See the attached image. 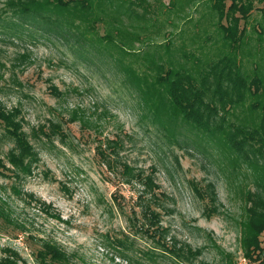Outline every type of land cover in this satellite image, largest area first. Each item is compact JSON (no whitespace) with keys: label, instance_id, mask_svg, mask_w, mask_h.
<instances>
[{"label":"rangeland","instance_id":"obj_1","mask_svg":"<svg viewBox=\"0 0 264 264\" xmlns=\"http://www.w3.org/2000/svg\"><path fill=\"white\" fill-rule=\"evenodd\" d=\"M4 1L0 0V8ZM150 2L156 6V0ZM171 2L174 0H162L164 7L158 4L160 10H155L160 22L167 18L166 23L169 20L171 25L165 23L167 29L160 34L143 32L144 36H152V45L150 49L137 45L136 49L140 53L154 51L170 41L167 47L171 54L187 68L191 62L184 61L183 53H192L201 61L209 58L204 65L222 57L223 53L218 52L222 46L221 33L214 24L216 16L209 25L201 19L208 16L207 0H177L173 9L175 12L183 3L178 8L180 13L167 12ZM261 7L254 0L251 17L240 25L244 28L242 41L236 50H225L234 54L243 73H255L262 84L257 97L248 96L227 116L226 122L236 126L251 120L257 122L263 115ZM166 33L170 35L166 37ZM37 38L31 41L25 34L0 33V101L7 108L21 106L24 129L30 136L32 129L47 127L50 122L61 124L65 136L60 139L55 135L50 141L30 137L39 154L33 174L20 181L0 178V188L7 187L6 192L0 193L10 200L16 217L27 230L19 239H13L9 231L0 227V250L11 248L19 253L22 264H35L32 252L40 243L23 241L32 236L58 244L73 256L72 264H135L121 257L115 245L111 246L110 241L118 239L133 247L130 251L120 247V251L146 264H185L158 256L143 260L140 252L149 251L152 242L138 230L144 223L146 203L153 199L138 182L125 183L122 179L121 164H128L143 171L144 177L152 178L156 199L150 206L159 212L157 223L165 230L168 245L189 248L194 254L193 264H259L244 257L241 243L242 199L238 188L256 190L251 169L246 167L247 177L239 171L232 173L213 140H199L193 145L196 138L190 133L177 135V141H167L165 131L144 117L146 109L123 86L125 77L114 62L107 64L108 58L96 56L88 62L53 36ZM24 51L29 60L19 63L15 58ZM164 52L165 48L157 51L165 61ZM50 86L63 95L54 96ZM254 103L262 106L251 112ZM74 111L84 114L89 123L71 121ZM108 142L118 144L109 148ZM7 149L8 144L0 141L1 156ZM257 164L264 174V160ZM13 183L20 196L12 193ZM208 183L216 195L215 205H210L216 213L210 216L204 210L208 200L201 199L193 190L196 186L204 192Z\"/></svg>","mask_w":264,"mask_h":264},{"label":"trees","instance_id":"obj_2","mask_svg":"<svg viewBox=\"0 0 264 264\" xmlns=\"http://www.w3.org/2000/svg\"><path fill=\"white\" fill-rule=\"evenodd\" d=\"M161 1L156 0L155 6L150 0H5L0 8V33L10 36L25 34L31 41L37 40V35L43 39L53 36L68 45L73 54L88 62L96 56L108 58L107 64L114 62L125 77L123 86L129 88V92L139 99L141 107L146 109L144 117L150 118L153 124L165 131L167 141H177V135L188 136L190 133L196 138L192 140L193 145L199 140H213L223 153L225 165L232 168V173L239 171L247 177L246 167L251 169L256 190L238 188L242 199L239 215L242 218L241 243L245 258L264 264V174L257 164L259 160H264V105L254 103L250 107L251 112H256L262 106L263 115L257 122L246 121L241 126L226 122L231 110L241 106L248 96L257 97L262 86L255 73L252 76L243 73L234 54L225 52L226 48L236 50L242 41L244 28L240 25L246 24L251 17L254 0H207L208 16L201 19L208 21L209 25L211 18L216 16L214 24L221 33L222 46L218 52L223 55L204 65L209 58L201 61L192 53H183L184 61L191 62L190 68L178 63L171 54L167 47L170 41L158 45L154 51L140 53V49H136L137 45L146 49L152 45V36H144L143 32L160 34L167 29V18L160 22L155 11L159 9L158 4L164 7ZM176 1L167 4L170 5L167 12H174ZM258 1L262 5L260 27L264 29V0ZM182 5L180 3L174 13H180L178 8ZM170 23L168 20L167 26ZM101 26L104 27L103 33ZM262 29L257 33L259 36L263 33ZM169 35L165 34L166 37ZM132 48L135 50H130ZM161 48H165V61L163 55L157 53ZM15 60L19 63L28 61L27 52L18 54ZM50 90L56 97L63 95L55 86H50ZM70 120H80L82 125L89 123L84 114L78 115L76 111L72 112ZM24 124L21 106L7 108L0 101V141L8 144L7 151L0 155V178L20 181L33 174L39 154L30 137L37 141L41 137L50 141L55 135L60 139L65 136L59 123L50 122L47 127L32 129L31 136L25 131ZM117 144L108 142L107 147ZM105 161L109 164L107 159ZM120 173L125 183L138 182L153 199L146 203L144 223L138 230L152 242L149 251L140 252L145 257L143 260L158 256L193 264L195 258L189 248L176 249L174 244L166 242L165 230L157 223L159 212L150 206L156 199L152 178L144 177L143 171L135 170L128 164H121ZM10 189L13 194L21 195L15 183ZM1 190L6 192L7 187L2 186ZM193 190L201 199L208 200L204 208L206 215L216 213L210 208L216 200L212 184L208 183L204 192L196 186ZM28 197L32 199L31 195ZM44 211L51 215L47 209ZM0 227L9 231L13 239H19L27 231L24 223L16 217L10 200L2 193ZM28 239L40 243L32 252L35 264H72L73 256L55 242L26 236L24 243ZM110 244L115 245L114 249L128 262L146 264L119 250L123 247L125 251H130L133 248L131 244L118 239L110 241ZM0 264H22V258L17 251L3 248L0 250Z\"/></svg>","mask_w":264,"mask_h":264}]
</instances>
